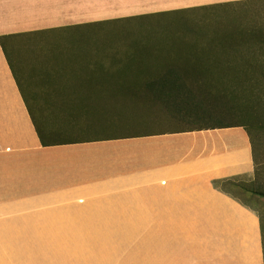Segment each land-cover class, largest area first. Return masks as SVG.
Here are the masks:
<instances>
[{"label":"crops","instance_id":"obj_1","mask_svg":"<svg viewBox=\"0 0 264 264\" xmlns=\"http://www.w3.org/2000/svg\"><path fill=\"white\" fill-rule=\"evenodd\" d=\"M254 1L261 0H0V247L28 245L54 229L70 239L72 264L75 251L76 264H263L258 212L219 188L253 175L244 127L42 145L34 118L92 116L94 103L109 101L102 87L119 83L109 75L124 69L125 51L44 64L30 75L16 70L5 48L16 52L20 39L53 32ZM42 72L49 78L34 80Z\"/></svg>","mask_w":264,"mask_h":264},{"label":"rangeland","instance_id":"obj_2","mask_svg":"<svg viewBox=\"0 0 264 264\" xmlns=\"http://www.w3.org/2000/svg\"><path fill=\"white\" fill-rule=\"evenodd\" d=\"M180 40H198L197 42L206 46L217 43L229 45L230 49L227 52L232 56L228 57H232L235 63L238 61L237 55L240 59L242 56L251 55L250 52L253 51L255 57L264 56V1L111 22L94 28L53 32L42 38L20 39L16 52H11L7 45L5 48L11 58L15 59L14 66L19 73L24 71L30 75H37L40 68L43 70L44 64L58 66L75 64L91 53L103 54L106 57H113L124 51L134 53L153 50L163 53L174 50L181 43ZM222 51L218 50L219 54ZM44 78H49L46 72H42L34 80L42 82ZM260 94L263 96H254L245 101L238 98V102L245 108L259 109L263 114L249 116L247 121L250 133L257 144L259 174L239 179L234 194L258 212L264 231V198L239 189V185H243L249 191H264V93ZM106 107L107 113L110 109V114L116 112L119 115L114 118L115 123L110 124L99 116L80 117L73 119L79 123V127L72 129L71 135L92 137L105 134L172 131L214 123L222 119L219 115L184 119L181 116H170L158 106L128 102L121 103V106L111 102V105ZM233 119H240L245 123L241 117L233 116ZM34 120L44 136L45 127L50 133L58 131L64 133L71 128L67 126L69 119L66 118ZM92 127L96 128L88 131ZM67 134L71 136L70 133ZM55 135L57 138L62 136ZM55 233L54 229H48L41 240L32 236L31 244L0 247V264H72L74 255L71 253L70 239L58 238ZM80 254L75 251V264L81 262V260L77 262V255L81 258Z\"/></svg>","mask_w":264,"mask_h":264},{"label":"trees","instance_id":"obj_3","mask_svg":"<svg viewBox=\"0 0 264 264\" xmlns=\"http://www.w3.org/2000/svg\"><path fill=\"white\" fill-rule=\"evenodd\" d=\"M197 41L180 40L181 43L174 50L163 53L153 50L125 52L122 55L124 61L122 67L124 69L109 75L118 77L119 83L102 87L104 93L109 96V101L94 103L96 111L89 117L99 116L103 117L105 121H109L110 124L115 123L114 118L119 115L116 112L110 114V109L107 113L106 105L110 106L111 102L117 106H121V103L125 102L154 105L170 116H181L184 119L219 115L222 119L214 123L189 126L172 131L244 127L248 133L252 149L253 174L257 176L259 174L257 144L250 133L247 121L249 116L254 117L260 113L263 114V112L259 109L245 108L238 102V98L245 101L254 96H263L260 92L264 93V56L255 57L252 54L253 51L250 52L251 55L248 54L239 59V56L235 54L238 57V61L235 63L232 61V57H228L232 56L227 52L230 49L229 45L217 43V45L206 46ZM218 50L223 51L219 54ZM240 61L242 64H239ZM90 112L92 111L86 113ZM233 116L241 117L245 123L241 122L240 119H233ZM62 118L69 119L67 126H71V128L64 133L62 131L50 133L45 128L46 136L38 129V136L42 145L68 141L72 138V129L79 127V123L73 119L80 117ZM67 133H70L71 136H67ZM55 134H62V136L57 138ZM49 136L55 138L49 139ZM241 178L223 180L219 188L242 205L248 206L234 194V188L238 187L237 182ZM239 189L264 198V191H249L243 185H239ZM260 231L264 256V231L261 221Z\"/></svg>","mask_w":264,"mask_h":264}]
</instances>
